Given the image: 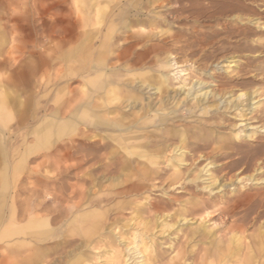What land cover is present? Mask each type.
Masks as SVG:
<instances>
[{
  "label": "rangeland",
  "instance_id": "rangeland-1",
  "mask_svg": "<svg viewBox=\"0 0 264 264\" xmlns=\"http://www.w3.org/2000/svg\"><path fill=\"white\" fill-rule=\"evenodd\" d=\"M208 2L0 0V264H264V179L237 175L260 172L264 151L240 153L264 149V125L249 140L227 108L258 90L264 119V0H214L197 18ZM113 29L92 39L107 46L86 67V36ZM233 85L243 89L219 96ZM175 170L196 190L226 183L199 205L208 219L191 212L190 187L155 186ZM133 241L144 255L132 257Z\"/></svg>",
  "mask_w": 264,
  "mask_h": 264
},
{
  "label": "bare ground",
  "instance_id": "bare-ground-1",
  "mask_svg": "<svg viewBox=\"0 0 264 264\" xmlns=\"http://www.w3.org/2000/svg\"><path fill=\"white\" fill-rule=\"evenodd\" d=\"M209 2H208V4H206L205 6H203V5H201V4H199V6L198 7H196L195 9H192L191 11H193V13H195L196 14V17L198 18L200 15H202V13L203 12H206V11H208L209 10V8L212 6H214V0H208ZM234 2V1H233ZM238 4H239V2H238ZM200 5L202 6L201 7V9L198 11V9H199V7H200ZM240 7V6H239ZM173 10H174V12H173V18H174V20H179V21H182V20H184L185 19V17L183 16V13H184V11H185V7H183L182 5H181V2L176 6V7H174V8H172ZM213 10V9H212ZM207 13V12H206ZM212 15H214V14H212ZM190 34V33H189ZM194 35V34H193ZM193 35H190V36H193ZM172 36H174V35H169L166 39H165V43H167V44H170V45H173V43L174 42H176V41H179V39H180V36L178 37V38H172ZM185 35H181V37H184ZM94 39V38H93ZM102 40V39H101ZM100 40V41H101ZM106 44V43H105ZM104 46V45H103ZM150 47H149V50H152L151 48H154L153 46L154 45H149ZM145 47V46H144ZM98 48V47H97ZM104 48V47H103ZM147 52V51H146ZM157 52V51H156ZM150 54V53H149ZM143 55V54H142ZM204 55H207V54H204ZM149 56V55H148ZM211 56V55H210ZM142 57V56H141ZM165 57V56H164ZM170 58V57H169ZM173 58H176V56H174V57H171V59H173ZM233 61V60H232ZM232 61H231V63H232ZM173 62L174 63H172L175 67L173 68V69H175V70H178V77H182L183 75H185V74H189V73H183V72H186L187 70H186V68H184V66H185V64L184 63H182V62H180V61H178V60H176V59H174L173 60ZM231 63H230V65H231ZM171 63H170V65H172ZM231 66H234V65H231ZM140 67H141V65H140ZM234 80V79H233ZM199 84H202V83H199ZM217 86H218V88H219V84H216ZM148 86H152V84H149ZM235 87H237V85H233V86H231V87H225V88H222L221 89V91H223V92H220L219 93V96H221V97H224V92H228V90H230L231 92H232V90H234L235 89ZM154 88L155 89H157V90H161V87L160 86H154ZM230 88V89H229ZM237 88H239L240 90L241 89H243V88H241V87H237ZM217 89V88H216ZM216 89H214L213 90V92H216ZM232 89V90H231ZM191 92V89H189V90H187V94H189ZM255 93H257L256 95H255ZM186 94V93H185ZM209 93L208 92H206V93H204V97H201V96H198V97H195V99H196V101H199V102H203V101H205L206 100V97H207V95H208ZM218 94V93H217ZM11 95V94H10ZM245 96V97H244ZM258 96H260V94H259V92H258V90H253V91H248V92H246V93H242V94H240L239 96H238V98H237V101H236V103H232V101H231V103L232 104H230V102L228 103V105H227V108H229V107H234L235 109H238L237 110V113H236V117H237V119H236V121L234 122L235 123V126L236 125H238V124H240V126L239 127H241L242 129H240V131L238 132V133H242V132H244V135H245V138H247V139H249V140H252V141H257L258 140V138H259V136L261 135V132H262V130H260L259 128H262L263 127V125H264V119H259L258 118V116L257 115H255L256 114V111L258 110V108L260 107V104L258 103V102H260V100H257V101H254ZM244 97V98H243ZM189 99V98H188ZM221 102V101H220ZM234 102V101H233ZM232 105V106H231ZM156 112V111H155ZM228 121V120H227ZM238 122H240V123H238ZM233 124V123H232ZM186 128V127H185ZM238 133H237V135H238ZM140 140V139H139ZM246 140V139H245ZM142 145H144L143 143H141ZM140 142H138V143H136V146L137 147H139L140 145ZM168 144V143H167ZM205 145H202L201 143H199V142H196V144L194 145V150H197V149H200V148H203ZM264 151V149L263 150H261V151H258V152H253V153H240V157H241V159L243 158V159H246V160H248V158H250L251 156H253V154L254 153H261V152H263ZM156 152V151H155ZM158 153V152H157ZM262 156V155H261ZM263 157H264V155H263ZM199 158H201V155L197 158V160L199 159ZM242 159V160H243ZM258 159V158H257ZM260 160H261V163H260V165H259V167L256 169V170H254V171H258V170H262V168H263V164H264V158H259ZM196 160V161H197ZM196 161H192L191 163H188L187 161H185V160H183V163H181L180 162V164H179V166H182V164L183 165H188V164H190V168H191V166H193L194 164H195V162ZM228 161V160H227ZM230 162V161H229ZM227 163V162H226ZM238 163V162H237ZM220 165H222V164H220ZM245 165V164H244ZM242 167V166H241ZM206 168V166L204 167V169ZM246 168V167H245ZM192 169V168H191ZM190 169V170H191ZM204 169H202L201 171H200V173L201 172H203V170ZM239 169H241V168H239ZM251 169H253V168H251ZM244 170H246V169H241L240 171H239V173L237 174L238 176H239V179H241V181L242 180H244L245 178L246 179H249V180H251V179H257L258 181L261 179V178H263L264 179V171H261L260 170V172L258 171V173L257 174H252V173H250V174H246L247 175V177H245V176H243L242 175V173H243V171ZM207 171H208V169H207ZM252 172V171H251ZM180 171H178V170H175V171H173L170 175H168L167 177H166V181H169V187H167V186H165L166 184H163V183H159L158 185H155V186H157V188H159V190H162V192L163 193H168V190H170L169 188L173 185V188L175 187V185H176V188H179V187H181V188H183V190L181 191V192H183V191H185V188H187V187H190L189 188V191L188 190H186L185 192H186V194H189V198L187 199L188 200V202H191V203H193V204H195V206H193L190 210H191V212L194 214V216L196 217V215H199L200 216V222H203V220H205V219H208L210 216H211V213L210 212H207V213H204V214H202V210H203V208H202V206L201 207H199V205L201 204V205H205V206H207V205H212V201H213V198H214V201H217V200H220L222 197H223V194H220V192H221V188H223V187H225L226 186V183H222V182H220L219 184H218V180L215 178L214 179V181H211V182H209V184H207V185H205V186H201L200 188H199V190H196V189H194L193 187H191L192 185H190V184H187L186 183V181L185 180H181V178H180ZM248 173V172H247ZM236 174V173H235ZM146 175V174H145ZM225 175V174H224ZM245 175V174H244ZM256 175H259V176H256ZM147 176V175H146ZM215 176V175H214ZM217 176V175H216ZM149 177V176H148ZM199 178H200V175H197V176H195V177H193L192 179H190V182H192V183H196L197 182V180H199ZM246 179H245V181H246ZM244 181V182H245ZM252 181V180H251ZM261 181V180H260ZM263 181V180H262ZM228 183V182H227ZM228 185V184H227ZM202 190H205V191H208L209 192V197H207V198H205V197H203L202 195H200L199 194V192L200 191H202ZM216 190V191H215ZM223 190V189H222ZM215 191V192H214ZM213 193H214V195H213ZM211 195H213V196H211ZM216 198V199H215ZM218 198V199H217ZM214 204H215V202H214ZM193 218V217H192ZM192 218H184L183 220H184V222H186V221H190ZM180 222V221H179ZM178 222V223H179ZM175 224L176 223H171V224H168V226L169 227H173V226H175ZM167 229V228H166ZM164 230V229H163ZM210 233V232H209ZM239 233L238 232H234L231 236H232V240H233V244H238L239 243V241H240V234L238 235ZM211 242V244H213V248H214V250H212L211 249V251H212V254L214 255V251H215V249L217 248V246L220 244V241L218 240V235H215L214 234V236L212 237V241H210ZM132 244H134L132 247H128L129 248V251L131 250V249H133V252H132V254H134V256H132V257H135L136 256V254H143L144 255V251L141 249V248H139L138 246L139 245H137L136 243H134V241L132 242ZM207 253V252H206ZM37 255H36V257H37V259H41V258H43L44 257V253L43 254H38V253H36ZM23 259H24V257H23ZM116 259V258H115ZM18 260V259H17ZM135 261V260H134Z\"/></svg>",
  "mask_w": 264,
  "mask_h": 264
},
{
  "label": "crops",
  "instance_id": "crops-1",
  "mask_svg": "<svg viewBox=\"0 0 264 264\" xmlns=\"http://www.w3.org/2000/svg\"><path fill=\"white\" fill-rule=\"evenodd\" d=\"M134 20H133V19ZM125 19H130L132 22H134L135 24H139V23H141V22H143V19H138L137 17L135 18V17H132V16H125ZM109 29H110V27H109ZM107 31H108V29H107ZM105 32L104 34H103V32H101L100 30L99 31H97V33H95V31H91L87 36H86V40H85V44H86V46H85V48H86V67H91V68H93V64H90V56H92L94 53H96V52H100V51H102V50H104L103 49V45L104 46H107V45H105V43H103V44H101V45H99L98 46V48H96V47H94V46H92V39L94 38H103V37H105V38H107L108 36H110V37H112V36H114L115 34V37L117 36V30H115V29H113V30H109V32H110V34H108V32ZM111 31H114V32H111ZM93 39V40H94ZM74 55H77V53L76 54H74ZM88 55V56H87ZM75 57V56H74ZM75 58H77V57H75ZM96 60V59H95ZM93 63V62H92ZM90 64V65H89ZM88 83V87H91V85L93 86V84H90L89 82H87ZM6 95V94H5ZM0 102H1V104H0V117H2V116H4V114H3V112H1V110H3V109H5L6 107H7V98L5 99V97H1V99H0ZM1 158V157H0ZM4 159V153H3V156H2V160ZM7 162H3V163H1V165H5ZM7 177H8V174L6 175L5 173H1L0 174V179H1V181H2V183H6V180H7ZM35 228V227H34ZM37 232V231H36Z\"/></svg>",
  "mask_w": 264,
  "mask_h": 264
}]
</instances>
